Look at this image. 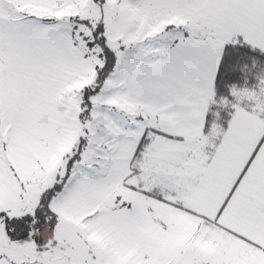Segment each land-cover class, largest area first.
<instances>
[{"label":"crops","instance_id":"0c3cea01","mask_svg":"<svg viewBox=\"0 0 264 264\" xmlns=\"http://www.w3.org/2000/svg\"><path fill=\"white\" fill-rule=\"evenodd\" d=\"M195 1H134L140 10L148 5L159 11L165 7L187 13L210 32L185 37L182 33L165 39L178 41L152 64L134 59L127 95L152 123L135 134L125 165L116 166L108 160L98 167L101 171L112 168L106 178L111 188L102 191L99 199L106 203L98 210L111 217V231H115L113 223L118 218L113 211L125 210L128 204V211L121 212L122 223L133 227L129 232L144 233L147 226L163 224L153 211H161L162 202L156 209L154 201L162 200L147 194L148 190L202 223L207 233L222 238L211 244V237L208 240L192 229L187 236L200 235L199 240L174 242V249H194L192 262L187 260V264H264V106L259 100L242 97V91L237 92L226 129L220 133L213 127L203 133L225 43L239 37L264 51V0H229L227 5L216 0ZM69 3L70 0H0V213L10 217L30 211L61 171L62 160L77 142L81 125L77 116L80 112L67 110L59 104V98L73 80L91 76L90 65L64 33L15 17L27 7L63 10ZM204 5L213 11L208 13ZM218 10H223L219 17ZM250 90L257 91L247 89ZM80 160L75 161L77 166ZM133 165L136 168L131 169ZM93 167L94 164L91 174L104 176V171L92 172ZM117 169L130 176L137 172L136 183L127 185L129 192L123 197L111 192L120 183L114 182ZM145 180H151V184ZM93 184L90 183L91 191ZM120 197L122 206L116 205ZM133 199L148 201L153 209L143 212L137 206L132 210ZM124 217L136 220L125 221ZM41 240L12 242L0 222V264H60V258L45 257L50 244L48 239ZM134 241L139 245L136 248L144 247L138 239L126 243L135 247ZM62 257L60 261L71 264L66 255ZM155 260L163 261L161 256Z\"/></svg>","mask_w":264,"mask_h":264},{"label":"rangeland","instance_id":"374dc122","mask_svg":"<svg viewBox=\"0 0 264 264\" xmlns=\"http://www.w3.org/2000/svg\"><path fill=\"white\" fill-rule=\"evenodd\" d=\"M103 1L104 6L101 7L95 6L91 0H70V7L62 11V13L65 12L64 17L72 16L77 19H88L91 22L98 21L101 17L104 23L103 34L107 44L115 52L116 62L113 70L101 76L100 85L88 98L89 103L80 104L81 101L87 99L88 95L86 94L89 93V88L95 83L97 84V81L94 80L96 75L81 79L78 85L74 86L73 84L72 90L63 93L59 98V104L69 111L78 113L77 111L87 110L84 112V130H82L85 149L81 152L80 166L74 162L68 167L63 165L64 167L59 171V181L65 179V186L52 205L58 216L57 225L53 232L49 230L50 236L42 235L41 237V239L44 238V241L48 239V244H50V248L44 251V255L49 259L55 258L54 260L61 259L62 256L66 255L71 264H115L121 261L127 262L130 255L136 259L139 257L144 264H187V260L192 262L191 257L194 249L187 251L182 249L181 251L184 253H177L176 256L171 254L164 256V251L161 250L160 256L163 261L160 262V260L156 261L155 258H151L142 251L137 253L136 247L129 246L126 241L131 242L129 238L132 232L129 231H133V227H128L121 221L123 215L121 212L128 211L126 208L125 210L113 211L115 218L118 219L113 223L115 231H111L113 228L110 222L111 217L108 218L106 212H100L98 209L106 203L99 198L103 196L102 191L105 187L111 188L110 182H107L106 178L112 168L109 170L103 168L101 171L98 167L108 160L116 166L118 164L120 167L121 164L125 165L129 161L128 147L135 134L152 123L151 119L141 115V106L135 105L127 95V80L130 79L134 59L146 58L151 52L157 51L155 53L157 54L160 51L156 45L165 39L181 36L182 33L194 36L210 31L203 30V24L189 18L185 15L187 13L184 14L181 11L174 12L165 9V7L159 11L148 5L140 10L134 2L137 0ZM162 1L172 2V0ZM216 1L224 2L225 5L229 3V0ZM195 2L211 3L213 0H196ZM204 8L208 13L210 10L213 11L208 5H204ZM4 11L13 15L10 10L5 9ZM222 13L223 10H218L216 16L219 17ZM212 16L215 17V14ZM149 19L155 20L154 25ZM54 24L66 31L65 25L61 22L58 21ZM165 28L170 29V31ZM241 96L259 100L261 101L260 104L264 106V80L257 91L243 90ZM93 164L92 172L104 171V176L90 173V167ZM132 168H136L135 165L131 166ZM69 171H71L70 176H67ZM113 173L115 172L113 171ZM115 174L117 176H115L114 182L120 181V183L113 186L111 192L123 197V194L127 195L129 192L127 185L136 183L137 172L130 176L127 172L117 169ZM145 182L148 185L151 184V180H145ZM90 183H94L92 191L90 190ZM80 196H82L81 200L79 199ZM121 197L116 199V205L122 206ZM132 201V206L135 207L131 208L132 210H136L137 206L143 212H146L147 209H153V206L143 199H133ZM154 202H157L156 209L157 204L160 202L163 204L159 213L153 210L155 217L163 224L147 226L148 234L153 236L154 241L157 239L155 243L167 244L169 250L173 252L175 251L174 242H196L200 239V235L196 238L187 236L192 229L198 230L208 240L211 237V244H215V239L222 240L214 233V235L207 233V228L202 223L189 215H184L178 208L167 205L163 201L155 200ZM154 221L156 223L155 218ZM123 225L126 226L124 230ZM144 233L141 232V234ZM133 234L136 235L134 232ZM140 237V235L137 236L139 244L149 248L151 243H143L146 241ZM90 241L96 242L92 247L89 245L91 249L87 245V242ZM203 241L206 240L203 239ZM136 242L134 241V243ZM33 245L36 246L34 242ZM164 245L162 249H165L166 246ZM134 257L132 258L134 259ZM165 257L166 259H163ZM60 259L57 262L64 264ZM130 263L134 264L132 261Z\"/></svg>","mask_w":264,"mask_h":264},{"label":"trees","instance_id":"16d2710c","mask_svg":"<svg viewBox=\"0 0 264 264\" xmlns=\"http://www.w3.org/2000/svg\"><path fill=\"white\" fill-rule=\"evenodd\" d=\"M91 1L95 6H104L103 0ZM69 7L70 5L66 8ZM66 8L63 10H44L31 6L17 12L18 15L15 18L32 20L54 27L64 33L79 50L83 58L91 67V75H96L94 80L97 81V84L95 83L91 86V88H89V93L86 94L88 95L87 99L80 102L82 105L84 103H89L88 98L96 91V88L100 85L99 82L102 81L101 76L108 71L113 70L116 62V55L107 44L106 37L103 34L104 23L101 17L95 22H91L88 19H77L72 16L64 17L63 15L65 12L62 13V11H65ZM58 21L65 25L66 31L58 28L57 25L54 24ZM168 31L170 30L168 29ZM182 36L185 37L187 35L184 33ZM177 41V39H173L168 42L162 41L159 45H156V48H158L160 52L157 54H155L157 51L151 52L148 57L140 59L147 64H152L155 60L161 58L164 53H166V51H168ZM263 78L264 51L244 43L239 37H236L234 41L225 43L206 108L203 133H209L213 127L217 128L220 133L223 132L230 120L233 105L236 103L237 92L251 88H259L264 80ZM81 79L82 78H76L71 83L66 85L61 94L72 90V85H78ZM86 111L87 110L84 109L82 112L77 114L81 125L80 134L77 142L62 160V165L66 167L73 165L75 161L79 160L81 152L85 149V140L82 135V130H84L83 121L85 119L84 112ZM154 131L167 135L158 129H154ZM142 143L143 141L139 143L137 152L140 147H142ZM70 172L71 171L67 172V176H70ZM59 180L60 179L57 174L52 186L45 189L40 194L37 204L33 206L30 211L24 212L15 217H10L0 213V222L3 225L5 233L12 242L19 243L23 240L35 241L36 239L39 241L41 240V237L37 238L39 235H45L46 237L51 235L49 230L53 232L58 221V216L53 210L52 205L65 186V179L64 181ZM146 193L154 195L162 201L167 200L165 197L149 192L148 190ZM126 209H129L128 204L126 205ZM121 219L123 220V218ZM124 220L131 221L136 220V218L124 217ZM44 228H46V230H43ZM134 228L136 230V227ZM138 235L146 241L144 243H151V246L146 248V245H144L145 248H136L137 253L142 251L151 258H155L156 256L159 257L160 251L163 250L164 256L169 255V245L155 243L157 239L154 241L153 236L149 235L148 231L144 234L136 233V235L131 233L129 239L132 241L133 239L136 240L138 239ZM133 244H135V247L139 246L138 243L133 242ZM163 245L166 246L164 247L165 249H162ZM174 250L176 253H184V251H181L182 249ZM132 257L134 256L130 255V259H128L127 262L121 261L115 264H131V261L134 264H144L138 262V259L135 257L134 259ZM40 264L43 263L41 262Z\"/></svg>","mask_w":264,"mask_h":264}]
</instances>
